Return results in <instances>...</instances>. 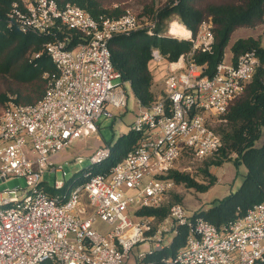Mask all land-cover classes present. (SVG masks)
I'll list each match as a JSON object with an SVG mask.
<instances>
[{"label": "built area", "instance_id": "2783aa9c", "mask_svg": "<svg viewBox=\"0 0 264 264\" xmlns=\"http://www.w3.org/2000/svg\"><path fill=\"white\" fill-rule=\"evenodd\" d=\"M6 20L11 30L50 37L44 50L57 72L41 100L24 105L10 96L0 116V180L19 176L27 183L0 191V264H146L182 226L188 228L186 243L168 264H264V199L221 226L189 214L181 203L172 204L162 220L139 213L167 204L177 185L168 176L173 169L184 171V150L195 159L220 150L212 117L224 116L253 79L260 65L256 50L236 62L221 61L210 76L193 55L212 50V18L195 34L188 29L187 37L173 34L171 23L167 35L192 41L193 50L176 61L153 50V63L164 68V86L151 106L137 100L129 131L143 133L138 145L109 174H92L110 155L111 145H103L68 190L71 179L56 181L51 194L42 185L45 171H65L49 161L99 132L101 117H114L110 107L129 105L130 82L113 64L110 40L135 31L160 36L157 13L139 18L129 9L117 19L95 18L72 3L14 0Z\"/></svg>", "mask_w": 264, "mask_h": 264}, {"label": "trees", "instance_id": "16d2710c", "mask_svg": "<svg viewBox=\"0 0 264 264\" xmlns=\"http://www.w3.org/2000/svg\"><path fill=\"white\" fill-rule=\"evenodd\" d=\"M13 1L0 0V80L10 83V88H7L12 94H9L7 88H0V116L10 96H13L17 103L24 105L35 104L41 100L46 93L50 76L57 72L55 64L44 50L50 37L23 33L7 27V12ZM56 1L60 7L68 3L76 4L95 18L104 16L117 19L129 9L139 18L152 17L157 13L156 29L161 33L160 36H149L145 31H135L130 35H115L109 43L115 68L122 73L125 81L130 82L136 99L144 107L151 106L157 96L153 89V50H159L170 61H176L181 55L193 50L192 41L167 35L171 22L177 20L195 34L203 21L212 18L215 35L212 50L195 51L193 55V60L203 66L204 73L210 76L224 60L226 48L237 29L254 28L264 23V0H166L162 6L157 5L159 0ZM231 49L234 62L245 51L256 50L260 65L242 94L221 117L223 126H213L221 136L222 147L215 155L205 159V172L209 174V166H221L232 160L236 165H245L247 169L244 181L236 192L212 203L208 209L196 212V215L203 216L217 226L245 215L264 199V41L252 36L239 38L232 44ZM37 53H40L39 57H35ZM142 137L141 131L133 130L121 135L111 145L109 157L92 168V174H109L111 168L123 160ZM233 155L235 157H232ZM184 158L195 159L190 150H184L181 160ZM83 172L77 173L76 177H80ZM209 176L208 184L198 183L188 173L178 169L171 170L168 177L173 178L176 184L184 183L200 192H206L217 180L215 176ZM73 181L74 179H71L63 191L68 190ZM42 185L51 194L57 192L45 182ZM174 203L182 204L178 200ZM169 208L170 206L159 210L144 209L139 213L155 215L162 220L168 215ZM187 235L188 228L180 227L171 245L148 255L145 263L168 264L166 261L175 258L180 248L185 245Z\"/></svg>", "mask_w": 264, "mask_h": 264}, {"label": "rangeland", "instance_id": "374dc122", "mask_svg": "<svg viewBox=\"0 0 264 264\" xmlns=\"http://www.w3.org/2000/svg\"><path fill=\"white\" fill-rule=\"evenodd\" d=\"M166 0L157 1L158 6H162ZM137 7V4L135 8ZM142 8V4L140 5ZM134 8V7H133ZM177 20H174L175 22ZM171 22V23H173ZM179 22V21H177ZM170 23V25H171ZM180 23V22H179ZM181 24V23H180ZM169 25V28H170ZM169 28L167 33L169 34ZM172 32V30H171ZM254 37L264 41V23L254 28H239L237 29L226 48L225 61H230L232 58V44L239 38ZM182 38V37H181ZM153 74L156 77L159 74L158 80L155 78L154 91L156 95L160 94L164 86V68H159L158 65H152ZM10 88V83H6L3 79L0 80V88ZM7 88L8 92L9 89ZM129 94V105L127 108H113L114 117L106 118L102 116L99 121V132L92 134L82 140L75 141L69 145L60 155L49 161V165L54 167H62V171L55 172L53 170H46L42 180L50 186L56 184V181H68L76 177L77 173L89 169L92 162L90 156L103 145H113L118 138L129 132L130 126L137 117L139 105L137 99L132 91L131 84H126ZM10 95H12L9 92ZM212 125L215 128L223 126L222 118L220 116L212 117ZM232 157H235L233 155ZM78 158H83L84 162L79 163ZM206 159V158H205ZM205 159L184 158L180 161L179 166L184 169L183 172L188 173L198 183L208 184L210 181L209 174L217 178L215 185L208 191L200 192L195 188L188 187L186 184H177L174 191L169 196L168 202L165 206H171L175 201H180L185 206L189 214H194L201 210L208 209L212 203L224 199L233 192H236L244 181V176L247 173L245 165H236L235 162L227 161L221 166H209V174L205 172L207 167ZM26 179L24 177L12 176L7 181L0 180V191L5 189H14L17 187H26ZM174 201V202H173ZM144 247V246H143Z\"/></svg>", "mask_w": 264, "mask_h": 264}, {"label": "bare ground", "instance_id": "6f19581e", "mask_svg": "<svg viewBox=\"0 0 264 264\" xmlns=\"http://www.w3.org/2000/svg\"><path fill=\"white\" fill-rule=\"evenodd\" d=\"M172 33L177 36H188L189 30L184 25L180 24L179 22H173L171 25Z\"/></svg>", "mask_w": 264, "mask_h": 264}, {"label": "crops", "instance_id": "0c3cea01", "mask_svg": "<svg viewBox=\"0 0 264 264\" xmlns=\"http://www.w3.org/2000/svg\"><path fill=\"white\" fill-rule=\"evenodd\" d=\"M230 61H232V58H231ZM155 78L158 80V78H159V74H157V76H156ZM153 89H154V86H153ZM154 90H155V89H154Z\"/></svg>", "mask_w": 264, "mask_h": 264}]
</instances>
